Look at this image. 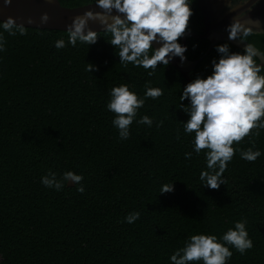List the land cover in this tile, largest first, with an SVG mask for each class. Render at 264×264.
Masks as SVG:
<instances>
[{"label":"trees","instance_id":"trees-1","mask_svg":"<svg viewBox=\"0 0 264 264\" xmlns=\"http://www.w3.org/2000/svg\"><path fill=\"white\" fill-rule=\"evenodd\" d=\"M58 2L74 7L94 0ZM190 6L188 31L200 34L196 0ZM26 29L27 35L10 36L0 28L6 39L0 51V264H171V254L192 235L219 239L241 219L254 246L243 255L230 248L228 264H264V130L255 138L254 150L262 153L255 162L237 152L224 173L226 185L202 186L205 153L197 155L194 133H184L188 116L179 106L189 101L179 96L188 82L174 67L161 65L149 76L143 67L121 65L108 33L90 46L78 41L57 49L55 41L67 42L66 31ZM247 42L264 53V34ZM220 43L195 65L191 80L211 74ZM207 44L185 37L186 59H196ZM87 62L98 70L85 71ZM149 81L163 95L146 98L136 119L147 115L153 124L134 121L129 139L121 140L106 106L110 91L127 84L144 97ZM234 147L252 145L245 138ZM49 170L83 175L84 193L72 181L60 191L46 188L41 177ZM171 182L174 191L159 193ZM133 211L140 218L129 224L125 216Z\"/></svg>","mask_w":264,"mask_h":264},{"label":"clouds","instance_id":"clouds-1","mask_svg":"<svg viewBox=\"0 0 264 264\" xmlns=\"http://www.w3.org/2000/svg\"><path fill=\"white\" fill-rule=\"evenodd\" d=\"M12 0H4L10 4ZM192 0H94L99 11L91 8L74 16L67 25V42L64 39L55 41V47L62 49L68 45H93L100 33L110 34L106 40L118 49L119 63L125 67L132 64L143 67L153 76L156 69L169 65L170 61L179 57L181 63L186 60V45L179 41L188 32L190 18L193 15ZM49 19L47 12L40 16L42 23ZM102 26L94 30L89 22ZM31 23V19H29ZM0 28L10 36L27 35L24 24L17 23L15 18L8 16L0 20ZM254 28L256 30H254ZM260 21H242L234 17L226 26L228 40L239 39L244 42L243 52L230 51V45L220 43L215 46L218 58L212 60L211 74L193 80L183 86L179 101L188 100V104L180 103L188 116L183 121L184 133H194L193 151L199 155L205 153L206 170H201L199 180L202 186L218 190L226 185L224 173L229 163L239 152L240 157L248 162H255L261 151L255 149L256 137L264 130V63L257 62L264 58L254 44L247 38L260 32ZM156 44L158 47H153ZM6 39L0 33V51H5ZM98 70L92 63L86 64L85 71ZM146 83L144 97L131 91L127 84L114 86L110 91L107 109L114 114L113 126L118 130L121 140L129 139L130 128L135 121L141 125L152 126L153 120L144 115L137 120L138 110L145 104L146 98L153 100L163 95L158 87H149ZM163 125L158 121L156 126ZM180 133L177 130V139ZM248 138L252 147L246 150L234 145L241 144ZM186 159L192 158V152L185 153ZM83 175L73 171H65L61 176L49 170L41 177L46 188L60 191L66 182L72 181L79 193H84ZM174 191L173 183H165L159 193ZM140 218V212L133 211L125 216V222L132 224ZM247 221L241 219L234 222L218 239L215 234H194L184 246L176 249L170 256L171 264H228L234 248L241 255L253 248V241L246 229Z\"/></svg>","mask_w":264,"mask_h":264},{"label":"water","instance_id":"water-1","mask_svg":"<svg viewBox=\"0 0 264 264\" xmlns=\"http://www.w3.org/2000/svg\"><path fill=\"white\" fill-rule=\"evenodd\" d=\"M196 6L201 15L203 31L200 34L188 31L180 39V43L185 45L187 36L206 39L207 48L194 60L186 59L182 64L180 58L175 57L169 63L187 82L191 81L189 75L195 65L216 43L227 42L244 50V42L239 39L228 40L226 26L232 22L234 17H239L242 21L259 20L260 32L257 34H264V0H196ZM89 8L99 11L94 2L65 7L61 6L58 0H12L7 5L4 4V0H0V20L12 16L17 23H22L25 27L67 32L66 27L71 23L72 18ZM44 12H47L49 16L46 23H42L40 20V16ZM29 19H31V23H29ZM89 26L94 30L102 28L101 25L92 21L89 22ZM254 30L256 29L254 28ZM153 47H158V45L154 44ZM257 62L264 63V58H260ZM68 185H72V182L70 181Z\"/></svg>","mask_w":264,"mask_h":264}]
</instances>
